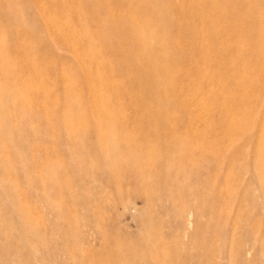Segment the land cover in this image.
Wrapping results in <instances>:
<instances>
[{
    "label": "rangeland",
    "instance_id": "rangeland-1",
    "mask_svg": "<svg viewBox=\"0 0 264 264\" xmlns=\"http://www.w3.org/2000/svg\"><path fill=\"white\" fill-rule=\"evenodd\" d=\"M14 1L1 87L26 100L3 105L21 157L0 141V264H264V0L201 35Z\"/></svg>",
    "mask_w": 264,
    "mask_h": 264
},
{
    "label": "bare ground",
    "instance_id": "bare-ground-1",
    "mask_svg": "<svg viewBox=\"0 0 264 264\" xmlns=\"http://www.w3.org/2000/svg\"><path fill=\"white\" fill-rule=\"evenodd\" d=\"M61 4L67 5L73 9V14L77 17L78 20H90L96 22L102 29H106L105 22H136V21H148V20H178L181 21L184 25L182 26V33L188 32V28L190 23H199L200 26L196 29V33L201 35L203 33H208L211 30L215 29L216 23H220L227 19L234 18L233 16L237 15V10L234 8L236 2H243L247 5V8L252 6H258L260 4V0H57ZM34 6V4H33ZM0 65H4L6 59L1 56L6 50L2 33L5 32L6 27L12 26L13 24L19 25L21 24V15L17 13L15 10L18 9V3L14 0H0ZM4 10L6 11L4 13ZM35 11V10H34ZM2 12V13H1ZM36 16L38 15L35 14ZM45 17V16H44ZM249 18V12H248ZM192 28V27H191ZM252 28H250L251 30ZM248 30L247 37L252 39L251 36L254 34L253 31ZM18 31V30H17ZM118 33L122 34H138L140 33L142 37H148L150 35V30L147 28H134L131 29H116ZM32 32V31H31ZM20 32L16 33L15 38H19ZM230 36V35H229ZM240 36V35H239ZM11 46L16 47L17 49H21L20 44L18 42L13 41ZM23 49V47H22ZM152 76V81L155 85H159L160 82V74L161 70L156 69L154 71L149 72ZM138 75L146 78L148 80V69L146 71H138ZM15 75H5L0 74V87L2 82L7 80L15 79ZM34 90V89H33ZM78 95V94H77ZM54 99V98H53ZM25 97L17 96L13 87L3 86L0 88V141L6 140L11 143L13 147H15V136L12 133V129L10 124L8 123V117L6 114V108H3V105L6 106L9 103H25ZM36 100V99H35ZM107 100H102L101 104L104 106ZM43 108V107H42ZM79 108V107H77ZM52 111V110H51ZM34 115L37 116V119L40 120V116L36 114V111H33ZM32 112V113H33ZM27 112L22 111L20 116H25ZM47 116L54 117L55 114L52 112L46 111ZM94 126L96 127V132L98 136L100 135L101 112L96 110L92 111ZM31 114V113H30ZM77 115L81 114V111L77 109ZM68 111L63 113V116L67 119L69 117ZM82 115V114H81ZM104 120V119H103ZM106 120L109 121L107 118ZM48 121V119H47ZM50 121V120H49ZM49 127V125L45 124V127ZM34 139H39V133L32 134ZM45 137V141H46ZM17 147V148H16ZM17 156L20 158L21 154L19 147L16 145ZM9 155L5 150L0 148V161L6 163L8 161ZM1 191L4 193L3 188ZM16 217H25L27 212L24 210H17L15 213ZM6 221V217L3 219V216L0 221L2 223ZM21 232H33L38 237L41 235L40 233H36L33 229L28 225H23L20 227ZM4 235V234H3ZM6 235V234H5ZM6 238V237H5ZM9 239V238H8ZM7 239V240H8ZM11 239V238H10ZM31 239V238H30ZM28 238L29 245L31 240ZM33 243V241H32ZM31 252L36 249H30ZM8 251V250H7ZM10 251V250H9ZM33 254V253H32ZM34 256V255H33Z\"/></svg>",
    "mask_w": 264,
    "mask_h": 264
}]
</instances>
